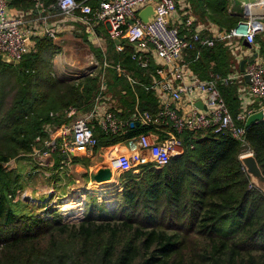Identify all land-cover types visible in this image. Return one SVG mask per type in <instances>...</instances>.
Segmentation results:
<instances>
[{"label":"trees","instance_id":"1","mask_svg":"<svg viewBox=\"0 0 264 264\" xmlns=\"http://www.w3.org/2000/svg\"><path fill=\"white\" fill-rule=\"evenodd\" d=\"M192 2L201 19L214 21L223 31L241 19L229 12L230 0ZM9 5L30 8L34 1L12 0ZM256 39L264 57V39L261 34ZM122 42L125 49L117 51L110 37L108 61L130 71L143 109L155 111L154 96L146 88L147 73L155 67H141L132 58L131 43ZM199 50L200 57L191 63L200 76L226 74L232 55L225 41ZM56 51L45 35L21 61L0 60V264H264V191L243 164L246 146L227 132L186 130L183 152L164 167L146 163L121 172L123 190L114 211L89 197L84 219L70 223L60 215L43 218L23 208L22 199L15 198L26 182L8 163L30 159L36 137L49 136L48 128L65 122L71 107L89 110L109 74L128 82L113 67L107 68L108 75L62 79L53 70ZM96 52L103 56L100 49ZM196 52L188 51L189 58ZM221 91L236 116L241 103L235 87L223 85ZM93 128L97 147L149 130L142 124L121 133L105 132L97 124ZM247 140L264 172V119L247 126ZM55 155L54 168H61L65 155Z\"/></svg>","mask_w":264,"mask_h":264},{"label":"built area","instance_id":"2","mask_svg":"<svg viewBox=\"0 0 264 264\" xmlns=\"http://www.w3.org/2000/svg\"><path fill=\"white\" fill-rule=\"evenodd\" d=\"M33 1L35 8L46 10L47 0ZM90 1L56 0L58 14L75 18L93 34L98 23L107 24L111 38H124L134 44L132 58L141 67L150 66L151 54L167 65L156 68V77L146 86L148 90L162 89L179 107L191 102L193 97L205 95L206 109L193 105L188 114L166 104L156 113L137 110L129 119L123 120L114 111L112 104L101 101L99 94L94 107L84 114L74 116L71 124L53 127L49 136L38 135L33 147L34 155L51 159L56 152H61L65 155L62 165L70 164L76 153L97 146L93 121H97L100 128L109 133L124 132L126 127L136 121L145 125L165 122L170 126L166 137L162 139L153 138L147 133L128 138L125 150L111 160L112 167L121 172L137 169L146 163H152L157 168L164 167L183 152L184 139L181 134L186 130L227 132L242 145L249 146L246 126L248 117L262 111L264 119V102L261 107L255 108L249 106L247 99L249 92L253 98L264 101V59L259 56L260 44L256 39L257 35L264 32V13L253 11V8L262 6L264 0L245 4V17L229 31H224L222 37L230 44L239 40L251 44L253 56L244 72L225 75L210 72L208 77L195 75L190 82L184 78L185 64L182 60L186 52L197 50L193 58L196 60L201 55L199 48L215 45L219 37L214 32L213 23H201L190 10L179 9V0H96L95 4ZM148 5L154 6L155 15L151 21L145 22L139 13ZM25 23V19L11 13L8 0H0V53L9 55L13 62L21 61L31 50V33L51 38L58 35L57 27L46 25L42 30H32L26 29ZM124 49L123 42L117 44L118 51ZM104 65L110 66L107 61ZM117 68L123 70L119 64ZM246 74L251 75V83L249 90H240L243 108L235 116L222 94L221 86L232 84ZM74 112L75 109L71 108L70 113ZM59 138L61 141H58ZM250 153H254L253 150Z\"/></svg>","mask_w":264,"mask_h":264},{"label":"crops","instance_id":"3","mask_svg":"<svg viewBox=\"0 0 264 264\" xmlns=\"http://www.w3.org/2000/svg\"><path fill=\"white\" fill-rule=\"evenodd\" d=\"M259 1L261 0H230L228 10L230 13L236 14L240 16L241 19H243L245 17V4L256 3ZM90 2L95 4L96 0H91ZM262 3L263 5L259 9L260 12L264 11V2ZM178 6L179 9L190 10L195 16H197L198 21H200L201 23H213V25L215 26L214 32L217 34L218 37L220 32L223 31L221 30L220 26L214 21L210 19H206V20L201 19V16L194 11V3L192 2V0H179ZM10 11L16 17H22L23 19H25L26 23L24 27L26 29L30 28L32 30H42L43 28L46 27V25L54 26L58 28L57 37L52 38L53 42L57 45V51L52 58L53 70L55 75L65 80H78L84 76L83 75L78 77V70H80L81 68L87 69L90 67V64L99 63L100 64L99 68H101V72L107 73V75H108V72H106L108 71L107 68L113 67L115 68L114 70L116 75H121L123 78L128 79L130 87L128 88L127 86L128 82L125 83L123 81H120V79L116 80L112 78L111 76L112 74H109L108 75L109 81L106 82L104 80L102 82L101 90L96 95V97L100 94L101 95L100 98L102 102H106L107 104L108 103L112 104L114 111L123 120L129 119L137 110H141V111L147 110V109H143L142 106L143 101L140 95V91L138 90V86L135 84V82H133L129 78L131 77L130 71L122 66L121 68L123 70L119 71L117 68V65L119 63L111 64L108 61L107 47L109 45V40L108 43L107 42L104 43L103 35L101 32V27L103 26H107L109 32V26L107 24L98 23L95 26V34H93L84 24L75 20V18L59 15L58 14L59 9L56 5V0L47 1L46 10L37 9L34 7V5L30 8L16 7L10 5ZM46 16H49L47 20L44 19ZM263 34L264 32L261 33V35ZM43 36L45 35H38L31 33L29 39L31 50L32 48L35 47L37 38ZM110 37L111 36L109 35L108 39H110ZM218 39H221L226 42L227 47L229 48L232 55V60L229 65V69L226 70V74H235V73L244 72L241 70V62L242 60L246 59V63H245L246 66L247 63L250 60H252L253 50L251 46L245 43L244 40H239L236 41L234 44H230L224 38L219 37ZM117 44L119 43L116 41V50H117ZM131 45L133 46L134 49V44L131 43ZM95 48L101 50L103 54L102 57L98 55V52H96ZM258 53L259 56H261L264 59V57L260 53V48L258 50ZM188 55L189 53L186 52L182 61L185 64L184 78L186 81L190 82L195 75H200V73L195 68L192 67L191 62H193L192 61L193 59L192 58L190 59ZM105 61H107L110 64V66H105L104 65ZM151 64L154 65L155 71H151L147 73L148 82H150L148 84H151V82L154 80V77H156V68L158 66L163 65L164 67H167V65L164 62L160 61L153 54H151ZM92 73L96 74L97 72H92ZM232 85L235 87L237 97L241 103V106L239 108V112H240L243 108L242 98L241 96H239L240 90L243 89H245L246 91L249 90V83L247 82L244 76L243 78H238L236 81L232 83ZM151 91L154 96L155 103L157 104L156 110L150 111L152 113H156L157 111H160V109L166 104H169L170 108L173 109L179 108L180 112L182 113L187 112L188 114L193 109V105H196L203 110L206 109L205 95L193 97L191 102L184 103L183 107H179L178 103L174 99H172V97L168 93H165L162 89L155 88ZM112 93H114L115 95ZM96 97L90 109H92L95 103L97 102ZM247 99L249 100L250 103L249 106L255 108L261 107L262 103L264 102L263 100H259L257 97L253 98L249 92L247 94ZM199 102L202 104L203 107L199 106L198 104ZM71 108H74L75 112L71 114L69 110L67 114L68 116L66 117L67 120L63 122L61 125L71 124L73 122L74 116L84 114L90 110L89 109L83 111L75 107H71ZM139 123H140L139 125L142 124L141 122ZM95 124L98 125L97 121H93V126ZM98 127L100 128L99 125ZM128 127L125 128L124 132L127 131ZM148 127L149 130L147 134H149L153 138H159V139L166 137L167 131L170 129V126L165 122L151 123L148 125ZM52 129L53 127L51 126L50 133L53 132ZM58 141H61V139L59 138ZM126 141L127 139L109 145H100L98 147L96 146L94 148H90L85 151H79L78 153H76L74 155V158L70 162L71 164L70 166H72L71 170L78 171V175L79 174L84 175L82 176V178L80 179L78 178V182L85 183V177H87L85 175H91L92 178L89 181L94 182V186L91 188L93 191L98 186L100 185L102 186L104 184V182H97L94 178V175L99 171V169L110 166L109 168L112 170L113 176L116 171L120 172V170L113 168L111 164L107 165L108 164L107 162L109 161V157L112 160L119 152L125 150ZM247 151H248L247 153H250L249 151H252L250 146H248ZM147 154L148 153H146V156ZM111 179H113V177Z\"/></svg>","mask_w":264,"mask_h":264},{"label":"rangeland","instance_id":"4","mask_svg":"<svg viewBox=\"0 0 264 264\" xmlns=\"http://www.w3.org/2000/svg\"><path fill=\"white\" fill-rule=\"evenodd\" d=\"M101 32L104 39L103 42L108 43L109 32L107 26L101 27ZM99 65V63H94L90 64L87 69L81 68L78 70V77L87 73L101 72ZM247 150L248 146L245 147V153L248 152ZM55 160L56 155H53L51 159H45L34 155L32 152L30 159L23 157L13 159L8 163L9 167L18 169L22 173V180L26 182V187L19 191L17 198H15L16 200L22 199L23 203L20 204H24L23 208L26 211H33L37 216L50 219L60 215L64 222L74 223L84 219L89 197H96L99 202L104 203L111 211L116 209L123 190L120 178L121 171H116L113 179L104 182L102 186L97 187L95 192H93L90 190L94 186V182L89 181L92 178L91 175H85L87 176L85 177V183L78 182V178L80 179L84 175H78V171L71 170V164L55 169ZM110 162L111 159L109 157L107 165H110ZM71 197L82 200V210L79 216H66L62 209ZM22 212L25 211L22 210Z\"/></svg>","mask_w":264,"mask_h":264},{"label":"water","instance_id":"5","mask_svg":"<svg viewBox=\"0 0 264 264\" xmlns=\"http://www.w3.org/2000/svg\"><path fill=\"white\" fill-rule=\"evenodd\" d=\"M8 1H12V0H8ZM140 17L145 21V22H149L154 18L155 15V9L153 5H148L146 6L144 9H142L139 13ZM130 22H132V20H130ZM225 34L224 31H221L219 34V37H223ZM263 39H264V34L262 35ZM115 40L118 43H121L122 40L120 38H115ZM245 43L249 44L251 46L250 43H248L246 40H244ZM0 60L6 61V62H12L11 58L9 55L7 54H3L0 53ZM245 63H246V59L242 60L241 62V70L244 71L245 69ZM245 78L247 80L248 83H251V75L246 74ZM200 107H203L202 104L199 102L198 103ZM263 118V112L262 111H258L252 115H250L247 119L246 122V126L251 125L253 122H256L258 120H262ZM139 125L140 123L137 121L136 123H132V126L134 125ZM241 159L243 161L244 166L247 169V172L249 173L250 177H251V181L260 189H262L264 191V172L256 158V156L254 155V153H245L241 155ZM113 177V173L112 170L109 167H103L101 169H99V171L94 175V178L97 182H106L111 180V178Z\"/></svg>","mask_w":264,"mask_h":264},{"label":"bare ground","instance_id":"6","mask_svg":"<svg viewBox=\"0 0 264 264\" xmlns=\"http://www.w3.org/2000/svg\"><path fill=\"white\" fill-rule=\"evenodd\" d=\"M260 7H262V6H260ZM260 7L259 8H253V11L256 13L263 14L264 11L263 12L259 11ZM100 186H98V187H100ZM95 190H96V188L93 190V192H95ZM62 209H63L66 216H69V217L73 216V215H74V217H76L77 215L79 216V214L81 213V210H82V200H78L76 198L71 197L67 200V203L64 204Z\"/></svg>","mask_w":264,"mask_h":264}]
</instances>
